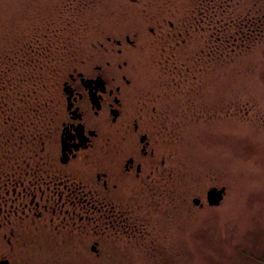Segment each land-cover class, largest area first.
Wrapping results in <instances>:
<instances>
[{"label":"rangeland","instance_id":"1","mask_svg":"<svg viewBox=\"0 0 264 264\" xmlns=\"http://www.w3.org/2000/svg\"><path fill=\"white\" fill-rule=\"evenodd\" d=\"M263 13L264 0H0V89L20 118L31 108L40 116L33 128L38 140L24 153L40 169L26 167L22 176L12 169V176L36 183L58 174L59 75L81 61L113 58L115 40L129 36L136 44L127 55L133 78L128 106L153 119L159 159L166 160L156 179L167 185L134 192L121 183L110 194L111 200L142 204L130 229L135 234L118 238L112 228L93 236L89 229L102 230L100 222L89 228L59 219L50 206L56 197H49L48 211L29 204L30 197L13 203L8 197L0 259L264 264V32L242 37L246 23L256 15L264 21ZM28 72L32 78L23 83ZM96 162L76 163L74 181H95ZM213 187H226L219 206L207 202Z\"/></svg>","mask_w":264,"mask_h":264},{"label":"flooded vegetation","instance_id":"2","mask_svg":"<svg viewBox=\"0 0 264 264\" xmlns=\"http://www.w3.org/2000/svg\"><path fill=\"white\" fill-rule=\"evenodd\" d=\"M107 39L111 41L110 37ZM135 40L129 36L125 41L115 40L117 48L110 52L114 54L113 58L95 65L81 61L80 66L69 67L59 75L57 89L62 117L57 130L60 152L56 153L55 163L62 168L57 169L58 174L54 177L50 175V179L36 183L27 179L22 184L23 190L30 193L22 201L30 197L29 204L32 206L44 205L45 211L51 206L52 213L60 211L62 217L59 219L87 222L89 228L102 223V230L96 226L93 230L89 229L93 236L105 235L106 230L110 232L111 228L116 238L135 234L130 229L132 222L136 223L141 216V202H123L109 197L120 188L121 183L134 192L167 187L158 184L156 179L166 160L159 159V133L149 124L153 119L149 116L146 119L143 109L134 113L128 106L132 98L133 78L127 55L128 50L135 47ZM104 49L102 45L100 51ZM106 52H109L108 48L105 49V56L109 54ZM108 68L112 69V73L107 72ZM90 158L97 160L95 181L88 184L74 181V172L78 170L75 164L87 162ZM31 163L36 165L33 170L40 169L39 163ZM68 170L70 173L66 172ZM12 178L18 182L16 177ZM150 180L155 183H148ZM209 191L207 202L211 204ZM49 197L58 200L50 205ZM45 199L47 202H44ZM194 204L203 206L200 198H195ZM96 246L93 249L96 250ZM0 264L11 263L6 258L0 259Z\"/></svg>","mask_w":264,"mask_h":264},{"label":"trees","instance_id":"3","mask_svg":"<svg viewBox=\"0 0 264 264\" xmlns=\"http://www.w3.org/2000/svg\"><path fill=\"white\" fill-rule=\"evenodd\" d=\"M258 16L259 15H256V17L246 23V32L242 37L250 35L251 32H253V34L264 32V21ZM240 27L241 26H239V28ZM21 66H25V64ZM28 73L29 75H25L21 78L23 83L28 82L26 78H32L30 72ZM8 95L9 94L5 90L0 89V219L1 216L5 215L7 218L9 216L8 213H5L6 207L8 206V197L11 198L10 200L12 202L17 199L23 200L27 194H30L22 188L25 175L22 180L14 182L11 176V170L16 169L22 176L23 173H25L24 170L26 167H28V169L36 167V165L31 163V157L25 156L24 153L26 152L27 154L30 150L31 146L28 144L34 143L39 137L38 130L36 133L33 130V128L36 129V127H38V120H40V116L33 112L34 110L36 111V109L31 108L30 111L26 112V116L20 118L19 108L14 106V102H10ZM23 96L24 95L21 94L22 100L24 99ZM31 116H33V118H31ZM34 123H36L37 126H35ZM27 147H29L28 150ZM34 147L31 148L32 152H35ZM37 151L38 149L36 152Z\"/></svg>","mask_w":264,"mask_h":264},{"label":"water","instance_id":"4","mask_svg":"<svg viewBox=\"0 0 264 264\" xmlns=\"http://www.w3.org/2000/svg\"><path fill=\"white\" fill-rule=\"evenodd\" d=\"M226 188L222 189L214 188L209 191L210 202L212 205H219L224 198Z\"/></svg>","mask_w":264,"mask_h":264}]
</instances>
